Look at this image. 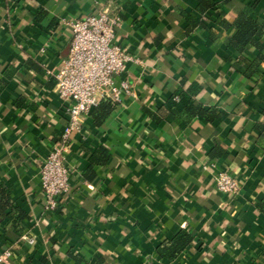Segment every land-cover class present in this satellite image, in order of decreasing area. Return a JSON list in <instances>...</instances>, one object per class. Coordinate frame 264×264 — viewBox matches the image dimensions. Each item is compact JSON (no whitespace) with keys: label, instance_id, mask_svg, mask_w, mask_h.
<instances>
[{"label":"crops","instance_id":"crops-1","mask_svg":"<svg viewBox=\"0 0 264 264\" xmlns=\"http://www.w3.org/2000/svg\"><path fill=\"white\" fill-rule=\"evenodd\" d=\"M211 1L0 0V264H264V65L246 75L230 43L241 10L264 21V0ZM107 7L132 57L115 85L130 92L72 133L71 191L46 212L41 165L70 120L54 76L70 21ZM196 87L206 114L170 106ZM221 170L238 193L217 190ZM181 230L192 240L173 254Z\"/></svg>","mask_w":264,"mask_h":264},{"label":"built area","instance_id":"built-area-1","mask_svg":"<svg viewBox=\"0 0 264 264\" xmlns=\"http://www.w3.org/2000/svg\"><path fill=\"white\" fill-rule=\"evenodd\" d=\"M120 13L112 14L104 8L70 21L73 37L68 58L55 73L56 87L60 96L69 102L70 120L62 140L55 143L44 159L40 179L46 212L56 211L71 191V168L65 153L74 131H80L84 118L101 99L110 98L115 102L123 93L130 92V84L115 85V77L126 69L132 59L117 42L116 28L120 25ZM216 188L220 192L236 194L241 189L240 180L226 170L215 176ZM34 242L33 238H29ZM11 252L0 256L5 260Z\"/></svg>","mask_w":264,"mask_h":264},{"label":"trees","instance_id":"trees-1","mask_svg":"<svg viewBox=\"0 0 264 264\" xmlns=\"http://www.w3.org/2000/svg\"><path fill=\"white\" fill-rule=\"evenodd\" d=\"M203 1H205L208 6H210L212 3L211 0H202V2ZM252 10L253 6L243 9L239 12L236 19L231 24L235 26L236 30L230 38L231 45L240 52L238 60L240 62H244L247 65L244 73L248 76L256 73L259 67L264 65V21L254 17ZM251 49H256L258 51L253 60H250L245 56V53ZM199 89L200 87H196L190 88L188 89V91H180L179 94L170 98V106H175L176 98L180 97L179 99H186L187 101L183 108L186 113L192 116L196 114H206L207 111L202 106L193 104V102H191V99H189L188 97L189 92L195 94L197 91H199ZM114 108L115 103L112 102L109 98L101 99L99 104L94 109V118L96 120V123L101 124ZM213 155H215V153ZM0 191L3 194V197L6 198L7 204H10L9 197L8 195H6V192L1 187ZM260 208L264 211V202L260 204ZM18 216L20 218H24L25 214L20 212ZM191 240L192 235L186 230H181L172 240L168 241L169 243L166 249H168L173 254H177L178 252L184 250Z\"/></svg>","mask_w":264,"mask_h":264}]
</instances>
